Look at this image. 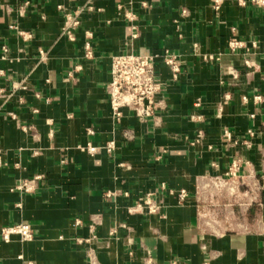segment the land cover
<instances>
[{
  "label": "crops",
  "instance_id": "1",
  "mask_svg": "<svg viewBox=\"0 0 264 264\" xmlns=\"http://www.w3.org/2000/svg\"><path fill=\"white\" fill-rule=\"evenodd\" d=\"M59 6L79 22L73 40ZM232 38L244 48L229 51ZM164 50L181 70L172 82L155 62L162 105L143 120L124 108L117 122L112 57ZM0 90V233L32 230L30 241L0 234V264H264V7L0 0ZM235 159L237 178L224 186ZM217 207L224 229L203 220Z\"/></svg>",
  "mask_w": 264,
  "mask_h": 264
},
{
  "label": "built area",
  "instance_id": "2",
  "mask_svg": "<svg viewBox=\"0 0 264 264\" xmlns=\"http://www.w3.org/2000/svg\"><path fill=\"white\" fill-rule=\"evenodd\" d=\"M252 3L264 7V0H250ZM145 5V4H143ZM58 9L64 13V26L62 28V34L67 36L69 40H73L72 29L78 26L79 22L70 17L65 10L59 6ZM182 17L188 15V10L183 8L181 10ZM125 17L132 18L131 13H126ZM23 39H26L22 32L18 33ZM136 34L132 35V38H136ZM252 48L255 47L253 43ZM227 48L229 51L234 52L238 49L244 48V45L239 40L232 38L228 41ZM86 49L88 45L86 44ZM207 60H218L214 56L210 55L206 57ZM159 60L169 70L170 80L172 82L178 79L180 74V64L177 61L176 56L170 53L168 50H164L161 53L136 56L133 54H119L113 56L111 59V81L108 84L106 90L110 99V106L112 110L113 118L119 122L122 118V109L126 108L131 110L135 116L141 120L146 119L153 115L154 111L158 109L162 103V92L165 87V83L160 81L155 75V62ZM248 66V62H244ZM234 73V72H233ZM235 74V73H234ZM0 93H3L0 90ZM224 99H229L228 95H224ZM256 101L260 100V97L254 98ZM246 101V98H242ZM220 104V103H219ZM222 112L221 105L218 107V114ZM253 117V116H252ZM224 142L229 145H237L233 134L230 131L224 130L222 133ZM105 150L109 153L114 149V143L109 142L104 146ZM89 155L94 154L96 148L91 144H87L85 148ZM239 159H235L231 162L227 173L225 174V180L222 181L224 186H230L229 182H233L237 178V172L239 169ZM221 183V184H222ZM25 191H29L28 186L23 187ZM187 194L184 190H181L178 194V198L183 201ZM144 204L147 206L150 213H154L156 208L150 204L147 199ZM1 238L7 242L13 236H18L24 241H30L32 239V230L28 224H17L8 226L1 229ZM83 241L77 240L79 245H83Z\"/></svg>",
  "mask_w": 264,
  "mask_h": 264
},
{
  "label": "rangeland",
  "instance_id": "3",
  "mask_svg": "<svg viewBox=\"0 0 264 264\" xmlns=\"http://www.w3.org/2000/svg\"><path fill=\"white\" fill-rule=\"evenodd\" d=\"M217 197L220 200V202L224 201V203H226V204L229 202L227 200V198H224L223 196L219 195ZM218 206H220V205H218ZM216 214H217V216L215 215L216 218H214L212 210L211 211L208 210V212L204 213L203 220L206 223V225H208L209 227L218 229V230L224 229L225 227H228V225H226L225 223H222V222H224V217H225L224 208H222V210H220L219 207H217Z\"/></svg>",
  "mask_w": 264,
  "mask_h": 264
}]
</instances>
